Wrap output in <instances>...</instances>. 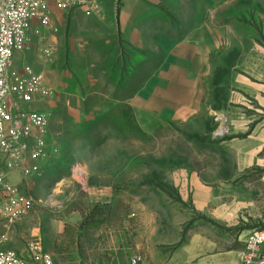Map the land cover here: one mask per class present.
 <instances>
[{
    "label": "rangeland",
    "instance_id": "1",
    "mask_svg": "<svg viewBox=\"0 0 264 264\" xmlns=\"http://www.w3.org/2000/svg\"><path fill=\"white\" fill-rule=\"evenodd\" d=\"M92 2L82 15L44 0L48 26L31 27L25 50L15 57L22 74L30 69L42 75L49 90L47 97H36L24 109L47 115L44 131L27 130L31 141H45L49 154L41 181L31 185L33 211L16 223L0 214V250L26 259L28 244L41 240L46 251L45 236L51 227L78 210V232L65 228L64 238L76 244L79 253L83 244L91 264H114L111 254L118 264L134 256L141 258L140 264H161L174 257L179 261L186 255L223 253L234 255L238 264L246 237L261 226L253 227L256 214L252 208H240L237 196H220L223 185L238 184V109L227 101L237 97L242 59L238 49L253 42L263 45L260 22L249 14L229 22L237 40L229 51L214 56L213 75L197 111L176 119H148L142 117L136 95L157 72L161 56L153 46L143 54L140 42L156 43L158 38L132 34L130 39L114 33L110 40V21L117 20L121 2ZM109 2L114 5L111 12L104 6ZM174 4L163 0L157 13L147 12L135 23L136 29L153 34L177 29L178 35L184 34L190 22L170 16L177 8ZM250 8L264 15V6ZM102 30L107 36L100 38ZM195 175L218 193L212 205L195 198L191 184ZM63 179L71 180L68 191L73 198L56 209L51 187ZM110 238L117 245L112 252L107 250ZM51 255L53 264H67L62 256Z\"/></svg>",
    "mask_w": 264,
    "mask_h": 264
},
{
    "label": "crops",
    "instance_id": "2",
    "mask_svg": "<svg viewBox=\"0 0 264 264\" xmlns=\"http://www.w3.org/2000/svg\"><path fill=\"white\" fill-rule=\"evenodd\" d=\"M120 2L116 13L117 20L113 23L110 21V40H113L114 33L123 34L130 39H133L132 34L142 39L150 36L158 38L156 43L148 40L140 42L141 50L145 52L143 54L149 53L150 46H153L161 56L155 68L157 72L143 84L136 95L140 97L138 102L142 117L148 119H176L197 111L196 107L202 106L205 88L213 75L214 56L229 51L232 43L237 40L229 22H239L247 14L254 16L260 22L259 34L263 45L253 42L248 48L242 46L238 49L242 59L239 61L240 72L235 82L237 97H228L227 101L238 109L236 125L239 135L236 142L238 184L236 188L233 184L223 185L220 196L222 199L237 196L240 205H243L240 208L245 211L252 208L253 214H256L253 227L261 226L262 228L257 229H264V15L259 10L250 8L258 9L264 6V0H174L177 8L170 16L177 22H190L182 35H178L177 29L172 33L164 31L156 34L136 29L138 25L135 23L141 21L147 12L149 15L152 12L157 13L163 0H120ZM104 6L110 11L113 10L114 5L109 2ZM88 9L89 5L76 11L85 15ZM106 34L107 32L102 30L98 36L102 38L106 37ZM177 36L181 37L180 40L171 38ZM130 44L133 45L132 40ZM239 45L241 44L238 43ZM16 55L13 58V67L18 69L15 66ZM44 161L45 159L37 162L40 174L33 179L36 185L41 181ZM1 174L5 183L19 185L18 173L6 169L4 159L0 160ZM70 183V179H63L51 187L52 198L55 200L52 202V207L62 209L63 201L67 202L73 198V194H69L68 191ZM192 183L195 198L197 200L204 198L206 206L208 203L212 205L218 193L215 194L213 189L202 185L196 175L192 177ZM97 196L99 199L101 192H98ZM80 223L79 211L71 210L64 222L53 225L52 230L45 236V252L62 256L67 264H91L92 261L88 258V251L84 250L83 244L80 245L81 253L84 252L82 256L76 244L67 243V239L64 238V235L67 236L65 228L70 233H76ZM38 241L41 243V240ZM116 246L110 238L107 250L112 252L116 250ZM110 261L118 264L112 254ZM161 264H237V260L234 255L223 253L212 256L186 255L179 261L174 257L173 260L163 261Z\"/></svg>",
    "mask_w": 264,
    "mask_h": 264
},
{
    "label": "built area",
    "instance_id": "3",
    "mask_svg": "<svg viewBox=\"0 0 264 264\" xmlns=\"http://www.w3.org/2000/svg\"><path fill=\"white\" fill-rule=\"evenodd\" d=\"M61 11L78 9L95 0H51ZM48 7L44 0H0V160L6 169L18 173L19 185L4 182L0 175V214L16 223L33 211L35 199L31 193L33 179L40 174L39 160L49 152L42 138L31 141L29 128L44 131L48 117L42 111L24 110L45 98L49 90L42 75L26 69L22 74L13 67L15 54L26 46L27 31L48 26ZM48 55V52H45ZM141 258L131 257L128 264H140ZM0 264H53L52 256L43 250L40 241L28 244V258L11 250H0ZM238 264H264V229L250 233L245 241Z\"/></svg>",
    "mask_w": 264,
    "mask_h": 264
}]
</instances>
